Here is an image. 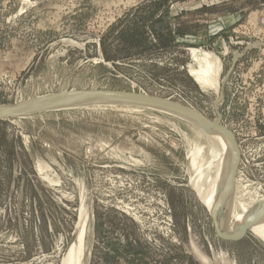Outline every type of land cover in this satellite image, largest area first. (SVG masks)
I'll list each match as a JSON object with an SVG mask.
<instances>
[{"label": "rangeland", "instance_id": "1", "mask_svg": "<svg viewBox=\"0 0 264 264\" xmlns=\"http://www.w3.org/2000/svg\"><path fill=\"white\" fill-rule=\"evenodd\" d=\"M256 43L264 0H0V107L88 90L193 107L238 148L240 212L241 199H264ZM204 54L221 60L218 92L193 72L209 73ZM203 131L180 114L102 97L1 119L0 264H64L77 228L82 264H202L192 243L221 263L264 264V240L250 229L222 238L203 203L222 148Z\"/></svg>", "mask_w": 264, "mask_h": 264}, {"label": "bare ground", "instance_id": "2", "mask_svg": "<svg viewBox=\"0 0 264 264\" xmlns=\"http://www.w3.org/2000/svg\"><path fill=\"white\" fill-rule=\"evenodd\" d=\"M201 55H202L201 53H197L198 58H200L199 56ZM203 59H204L203 64L201 63V61H199V64H200L199 69L200 70L202 69L201 72H204V70H206L210 74L209 73L203 74V73L193 70V72L198 74L197 81H198L199 87L203 91L204 90L207 91L210 89L215 92H218L219 85H218L215 71L218 72L221 70V64H220L221 60L217 58L216 56H212L211 54H204ZM196 62H198V60H196ZM213 71L214 73H212ZM143 95H146V94L143 93ZM94 98L96 97L65 98L61 100L58 106H56V110L67 108V107H74V105H77V104H85L91 100H94ZM167 101L170 102V100H167ZM137 103L144 105V106L147 105L149 107L156 108L158 110H163L168 113L180 114L184 118H187L188 120H192L194 123L199 125V127L201 126V128H203L204 130L203 132H207L209 134H212V136H214L213 140H216L218 142V145L222 146L221 151L218 150V148H214L216 149L215 153L220 154V156L222 155L221 160H220L221 163H219L220 164L219 172H221V174L219 176V183L216 185L215 188H213L214 195L208 198L209 195L207 192L203 194L202 198L203 199L208 198L205 205H208L211 213L214 215L217 221V230L222 235L223 234L236 235L241 231L243 232L245 228L248 226V224H250V230L255 232L261 239L264 240V200L259 199L261 201L260 203L257 202V200L256 201L254 200L256 203L254 202V204L247 205L248 203L242 204V199H241L240 205L241 207H243V210L241 209V211L243 212L241 211L239 212L240 209L237 211V209L239 208V205H238V202L235 201L236 194H234L235 193L234 179H235V173H236L238 162H239L238 148L237 146H234V140L231 139L232 137H231V134L228 133L229 131H226V129L221 124H219L220 121L217 119L213 120L212 121L213 126H211L208 123L204 122L205 118L203 116L200 117L199 116L200 113L198 114L197 113L198 111L196 109H194L196 111L195 112L196 114H195L193 113V111H189L185 108H181L180 106H176V104L175 106H171L169 104H164V103H161V104L153 103V102L151 103V101H147V100L146 102L139 101ZM135 105L139 107V105L137 104ZM7 108L8 107L5 108L1 106L0 113L2 111L7 110ZM220 138L223 140V142L220 141ZM224 145L229 146L231 148V153L229 155L228 160L227 158L223 159L225 156L224 152L226 151V148H224L225 147ZM244 198H246V196ZM237 205H238V208H237ZM226 206H229V208L231 209V212L228 218L226 216ZM82 232L83 230L79 229L77 240L74 242L71 248L66 251L67 253L65 254V259L63 262L64 264H82L80 262L81 261L80 242L83 240Z\"/></svg>", "mask_w": 264, "mask_h": 264}, {"label": "water", "instance_id": "3", "mask_svg": "<svg viewBox=\"0 0 264 264\" xmlns=\"http://www.w3.org/2000/svg\"><path fill=\"white\" fill-rule=\"evenodd\" d=\"M264 44V43H262ZM262 44H254L251 47H259ZM237 59H235L236 61ZM104 97V98H110L113 99L114 101L117 100H136L137 102H146L147 101H151V103H164V104H169L171 106H180L181 108H185L189 111H193V113H195L196 111L194 109H192L191 107L188 108L184 105L178 104V103H173V102H169L166 99H160L158 97L155 96H151V95H143L140 93H136V92H126V91H111V90H102V91H92V90H88V91H73V93H59V95H50V96H44V98H38L35 100H31L30 102L27 103H23V104H18L15 106H11L8 107L7 110L2 111L0 113V120L1 119H5V118H14L16 116H24L27 114H30L31 112H36V111H45V110H49V109H56V106L59 105V103L61 102V100L65 99V98H73V97ZM199 114V112H197ZM196 114V113H195ZM200 117L202 116L201 114L199 115ZM205 121H207V123L211 126H213V122L211 120H209L208 118L204 117ZM204 121V122H205ZM250 229V224H248V226L245 228V230L242 232L241 235L238 236V238L236 239H231L228 238L226 236H222L221 237H225L227 240H233V241H238L240 239H242L243 237H245L248 233ZM78 231L79 228H77V230L73 233L72 236V240L69 244L68 249L71 247V245L77 240V235H78ZM193 252L196 256V259L202 263V264H235L229 260H225L223 263L218 262L217 259L213 260L210 256H208L207 254H205L201 249L198 248V246L195 243H192L191 245ZM67 249V250H68Z\"/></svg>", "mask_w": 264, "mask_h": 264}, {"label": "flooded vegetation", "instance_id": "4", "mask_svg": "<svg viewBox=\"0 0 264 264\" xmlns=\"http://www.w3.org/2000/svg\"><path fill=\"white\" fill-rule=\"evenodd\" d=\"M208 134H209V133H208ZM209 135L212 136V134H209ZM212 137H214V136H212ZM215 155H217V156L220 158V160H221L220 154L215 153L214 156H215ZM221 156H222V155H221ZM207 171H208V168H205V167H202L201 169H199V176H200L201 179H202L203 177H204V178L207 177ZM218 171H219V170H218ZM218 171H217V174H216V175H218ZM215 187H216V186H215ZM215 187H214V188H215ZM213 192H214V190L211 189V192H210L208 198H210L211 196L214 195ZM208 198H207V199H208ZM207 199H206L203 203H206ZM201 200H202V198H201ZM263 200H264V199H263ZM239 233H241V232H239Z\"/></svg>", "mask_w": 264, "mask_h": 264}]
</instances>
